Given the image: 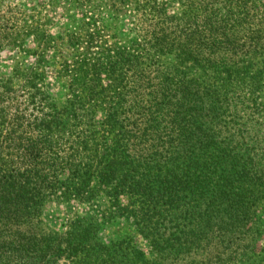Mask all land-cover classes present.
I'll list each match as a JSON object with an SVG mask.
<instances>
[{
    "label": "trees",
    "instance_id": "1",
    "mask_svg": "<svg viewBox=\"0 0 264 264\" xmlns=\"http://www.w3.org/2000/svg\"><path fill=\"white\" fill-rule=\"evenodd\" d=\"M136 3L140 23L114 44L67 34L63 98L47 88L48 62L0 71V264L252 254L264 227V0ZM33 37L26 54L56 47ZM59 201L86 211L57 231L44 211Z\"/></svg>",
    "mask_w": 264,
    "mask_h": 264
},
{
    "label": "rangeland",
    "instance_id": "2",
    "mask_svg": "<svg viewBox=\"0 0 264 264\" xmlns=\"http://www.w3.org/2000/svg\"><path fill=\"white\" fill-rule=\"evenodd\" d=\"M176 8L174 4L166 6L169 12ZM142 15L144 13L137 9L136 0H127V5L125 0H0V71L7 74L17 64L27 68L36 60L42 64L48 62L47 88L53 97L61 99L66 89L59 82L67 78L62 57H69L73 53L67 34H90L93 30L94 39L102 36L104 40H109L108 44H114L119 38L125 39L128 31L136 30L135 26L140 23L139 17L142 19ZM12 32L13 36L16 33L20 36L10 43L9 38L4 37ZM26 34H29L28 37L23 39ZM34 34H44L56 47L50 48L48 55L37 54L38 57H33L26 54L23 48H35L39 43ZM93 50L91 52H96ZM258 90V99L264 105V77ZM85 211L86 208L76 202H52L46 206L44 220L51 228L60 231L68 218ZM122 226L126 227L125 224ZM108 233L109 229L103 231L104 236ZM136 244L147 250L141 237L136 238ZM255 260H264V227L252 254L242 264L260 263Z\"/></svg>",
    "mask_w": 264,
    "mask_h": 264
}]
</instances>
